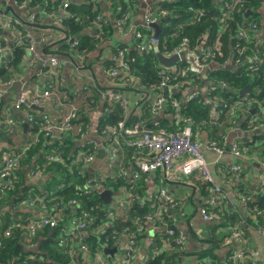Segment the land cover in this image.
<instances>
[{
    "label": "trees",
    "instance_id": "obj_1",
    "mask_svg": "<svg viewBox=\"0 0 264 264\" xmlns=\"http://www.w3.org/2000/svg\"><path fill=\"white\" fill-rule=\"evenodd\" d=\"M45 1L46 0H35V2L31 3L29 8L39 5L40 7L50 9L51 12L58 15L59 9L63 6V2L67 0L49 1L48 5H46ZM91 1L92 0H81L78 3L71 1L68 8L74 16L69 20L65 19L63 21L64 28L70 31L73 40H80L78 48L70 49V45L66 40L60 41L57 45L43 47L45 54L56 53L62 57L61 60H70L74 66L77 65L80 67V71H82L88 64V61L91 60L92 53L96 49L98 50L99 48H102L103 50L107 35H111L116 29V27L114 28L115 24H113V22H110L107 25L96 22V18L102 13L103 7L100 2L92 3ZM117 1L115 0L118 4L121 3L122 0L120 2ZM246 1L247 3L242 10L244 12L234 14L233 19L229 22L228 31L225 32L222 37L223 57L213 59L212 62L216 65L211 68V70L208 69L205 75H203V77L206 76L205 79L212 84L224 83L226 86L223 89L209 92L208 100L211 99V105L207 103V98L200 97L199 92H196L198 93L196 99L192 101L185 99L184 102H181L179 100L181 97L177 93H179V90L183 91L186 89L184 86L176 89L174 93V97L182 104V117L192 121V126L195 128L196 134L198 129L197 123L201 124L203 120H208L207 126L211 129L213 137L208 141L216 142L220 148H224L223 137H219V139L216 137L223 134L224 130L228 131L231 123H234V119L237 120L235 116L233 117L230 113L232 111L231 106L234 105L236 101L244 98V96H241V92L245 90L248 85L252 88L250 100L253 103L252 107H250V113L246 112L247 107L245 105L243 107L246 111L242 113L250 116V118L252 117L255 120H259L261 113H259L258 104H264V36H261L263 45H258V48H255L252 43H245L237 37L240 23H243L244 21H247L246 25L249 24L250 21L255 22L261 30L260 12L264 7V0ZM222 3L224 4V0H174L173 3H167L165 0L158 3L157 6H151L157 11L163 9L170 11L168 17L159 18L158 20L162 21L160 24L162 32L160 34L161 36H159L161 39L160 45L158 46L159 51L161 53H167V51H171L175 45L176 47L179 46L184 39L189 40V47L191 50H196V47L201 45L203 46L205 44L209 45L213 43L219 36V32L223 30V24H220L218 18L222 13L220 8ZM119 6L123 7V14L125 15L128 9L127 5L123 4ZM28 10L31 11V9ZM37 22H39V20ZM40 24L41 23H36L35 26L43 27ZM152 29L148 31L139 26L136 31H141L146 37H149L154 31ZM31 30L36 31L37 29L31 27ZM100 32H102L103 35L98 36ZM172 32L176 35L171 36ZM1 38H3V35L0 34V39ZM164 38L167 40V43H165L166 46L163 44ZM119 46L129 47L131 74L135 79H138V87L150 91L153 85H158L160 83L162 73L164 77L175 75L174 72H167L168 68L159 63L156 53L157 49L150 53H141L137 49L136 38L135 48L131 49L127 44L122 43L119 44ZM240 50L243 51L242 56L239 55L238 51ZM255 51H259V54L262 53V57L260 58L261 63L253 65L247 58H251ZM25 57L26 53L24 50L22 48H16L11 56L3 58L6 65H0V82L5 83L11 80L16 82L22 77H25L33 68H36H28L27 62L23 61ZM237 60L240 61V64L236 63ZM98 62V66L101 67V70L102 67L106 69L113 67V64L108 62L104 63L101 61V58ZM225 62L230 63L228 66L226 65L224 67L222 66V63ZM105 64H107V66ZM185 64L188 65L187 63ZM63 65H61L57 71L64 79ZM103 65H105V67ZM40 67L45 74L44 68H42V66ZM190 73H192V70H190ZM45 75L48 77L46 88H50L54 73ZM64 83L65 87L59 89L53 87L52 91L59 95H64L63 104H66L68 99V94L66 93V79H64ZM196 83L202 84V78L200 81L196 80ZM222 84H220V87H222ZM199 90L202 92L200 88ZM102 91L107 90H103L97 86L91 95L77 105L79 108V118L75 122L73 130L75 131V129L78 128L79 131L74 138H70L73 130L66 135L63 146L64 154L60 157L62 161L52 164L50 163L48 165L44 163L45 160L43 157L45 153H49L52 150V146H45L47 139L42 131L43 126L41 118L45 114H48L49 116L51 115L49 113L39 112L32 108L24 107L20 113H18L21 116H17L19 121L17 120L18 123L15 122V124L16 126H20V120H24V115L26 113L33 114L35 120L29 125L30 128L27 136L21 139L20 144L13 142L14 137L9 141H5L6 137L10 138V135L14 133L7 128L4 114L7 108H11L9 100L10 96L8 95V97H5L0 101V139L3 138L2 136H5L3 134L5 127L10 133V135L7 134L5 139L3 138L0 142V159L7 153L19 154L20 151H24L21 159V166L15 169V172H13L11 177L12 179H7L6 182L2 183L3 186L0 187V206L4 205L9 195H12V197L15 196L14 201L16 204L18 202L21 204V201L23 200L35 201L36 203L42 201L46 207L42 208L39 204H36L33 208L35 211L34 215L27 213L18 216L11 214L4 215L0 223V264H95L94 259H85L84 255L78 253V251L75 255L69 253L70 246L76 249L80 243L77 238L69 236V232H71L72 229H70L68 223L71 218L80 221L85 215L89 216L85 219V224L87 228H90V233L83 230H76V232L79 237H82V242L89 245L92 252L91 255L93 256L96 252H101L108 257L109 261H112L114 255L107 253L106 249L118 247V245L125 240L126 236H134L137 245L145 238H148V235L150 234V226L147 222V217L156 206L155 194L151 199L146 197V184L148 179L146 175H143L140 179H134V174L138 172V162L148 158L147 151H137L131 148V153L133 152L132 163L134 164V168H132V170L125 167L120 169L123 170L127 176L119 177L116 172L109 174L110 178H108L103 185H105L108 190H112L117 194L121 191L124 197L126 195L122 201L118 199L117 202L111 203H106V201L100 196V191L94 186H90L89 182L86 181L88 175L87 172L84 174L83 167H80L79 165L76 166V164L73 163L75 162L74 155L78 151L77 142H75V140L79 141L84 134L87 135L89 132L90 124L88 123V118L84 112L86 108L85 104L90 106L91 110H94V108L103 103L104 108L111 110L107 115H102L100 118L97 126V131L100 137L103 136L104 129L107 125L116 127L120 121L125 119L127 113L125 109L119 104H109L104 101L100 94ZM212 107H214L213 110ZM147 109L151 110L150 103L149 108ZM214 109L222 110L220 113L219 111L216 113L214 112L216 115L210 119L209 114L214 111ZM253 110L256 111L253 112ZM222 111H224L223 114ZM147 114H150L149 111H147ZM10 115L15 118L11 110ZM161 115L164 116L161 118L160 122L155 123L151 130L165 129L173 131L178 128L175 121L173 122V125L170 126L169 119L165 117H173V109L169 108ZM130 118L131 117L129 116L126 120L127 127H129L128 125H132L130 123L128 124ZM137 123H141L145 129H148L146 128L145 122L140 121ZM77 135L79 137H76ZM224 135L226 134L221 136ZM255 140H257V142H255ZM234 144L240 146L238 143ZM253 146L256 147V150L260 151V154L261 151H263L261 156L264 157V135L256 136L250 145H241L240 147L248 150ZM104 149L107 150L106 147H104ZM94 152L97 153V149H94ZM42 164L45 165L44 168H46L44 173L45 177L49 176L50 178L45 181L42 186H39L38 182H33L31 180L30 174L36 170L37 165ZM1 166L2 165L0 164V167ZM81 171L82 173L79 174ZM81 175L82 177H80ZM103 175H98L95 179L100 183L101 179H103ZM239 175L240 176L231 169L232 178H235L236 181L241 182L242 184L244 172H241ZM197 180L205 186V189L210 196V187L212 184L203 178L198 177ZM164 184L165 182L163 185ZM88 191L90 194L87 193ZM127 191H129L130 197L127 195ZM242 192L244 196H251L252 205L247 210L262 212L258 218V222L261 220L264 221V188L261 186L257 187L256 185L254 187H245ZM21 196L23 198H21ZM222 196L223 201L220 204L219 212L216 210L219 215L218 220L208 222L215 224H213L212 229L221 227L220 224L216 225L219 220L225 225L236 224L242 219L238 214L239 210L227 211L224 208V191L222 192ZM120 202H123L125 206L117 209L115 204L118 203L120 206ZM42 210L44 211L45 217L51 218L60 215L63 221H60L57 227L44 226L36 230L32 235L30 231V223L36 213ZM108 210H115L116 221H112L108 218ZM172 213V210H169L165 216V223L168 225L173 223L171 219L175 218L171 215ZM251 220L252 219L248 218L246 224H253L254 222ZM245 227L246 225L244 228ZM173 228L174 232L177 234L182 233L181 230H177L175 227ZM7 232H10L9 236H6ZM160 234H163L161 228L156 230L153 244L159 240ZM64 239H69V242H71L69 246L62 245L61 240ZM151 245L149 248H151ZM185 246L180 249L173 241L168 247H161L162 250H160L159 246V252L156 253L155 257L147 262H144V258L142 257L141 264H182L185 256ZM137 256L138 250L135 258H137ZM200 259L204 260L202 264H208L209 262L215 264V259L219 261L211 251L202 253ZM133 264H135V261Z\"/></svg>",
    "mask_w": 264,
    "mask_h": 264
},
{
    "label": "built area",
    "instance_id": "obj_2",
    "mask_svg": "<svg viewBox=\"0 0 264 264\" xmlns=\"http://www.w3.org/2000/svg\"><path fill=\"white\" fill-rule=\"evenodd\" d=\"M49 1L53 0H46V5H48ZM71 1L78 3L81 0L64 1L63 6L59 9V14L55 15L50 9L40 7L39 5L29 8L31 3L35 2V0H0V34L3 35V38L0 39V65H6L3 58L11 56L16 48H22L26 53V57L23 61L27 62L28 68L39 65L44 68L45 74L48 75L54 73L50 88H45L43 90L37 89L35 91H30V89L26 87H24L23 90L21 88V94L14 104V108L18 113H20L24 107L32 108L33 106H36L41 109H47L49 106H55V109H57L58 107L65 105L63 104L64 95L54 93L52 88L55 87L56 89H59L65 86L64 79L57 70L63 65V61L67 62V60H61L62 57L56 53H42L41 49L44 46L57 45L63 40H66L69 43L70 49H76L79 47L80 40L74 41L70 31L66 30L63 26V21L65 19L69 20L74 16L68 8ZM102 1H104L110 8H112L115 3L114 0H92L91 2L98 3ZM166 1L167 3L174 2V0ZM246 3V0H224V4L222 3L220 6L222 13L220 17H218L220 24H223V30L219 32V36L216 40L213 43L206 45L200 53L198 64L200 65L201 70L207 71L208 69H211L210 67L213 59L223 57L222 37L224 33L228 31L229 22L233 19L234 14L244 12L242 10ZM10 7L13 11L8 10ZM28 9H31V11ZM123 13V7L119 6L117 7V16L114 21H112L107 14L100 13L96 18V22L103 25L113 22L118 35L125 37L128 34L127 29L130 18L127 11L125 15ZM169 14L170 11L166 9L157 11L154 7L146 8L141 27L149 31L152 29V26L158 22L159 18H166ZM38 20L39 22H37ZM246 22L247 21L240 23L237 37L245 43H252L255 48H258V45H263V40L261 38L262 35L260 34L261 30L255 22L250 21L247 25ZM36 23H41L40 25L43 27L35 26ZM31 27L40 29V33L37 35L35 31L31 30ZM100 35H103V33L100 32L98 36ZM175 35V33L171 34V36ZM135 38L137 49L141 53H150L156 49L159 50L158 46L160 45L161 39L154 34L146 37L141 31H136ZM189 45V40L184 39L181 44L174 49V52L179 53L182 49H187L188 51L190 50L193 52L194 50H191ZM238 52L240 56L243 55V51L240 50ZM261 57L262 53L259 54V51H255L251 58L247 59L255 65L261 63ZM129 58V47L119 46L118 44L110 52L109 58L102 60L104 63L108 62L113 64V67L110 69L102 68V70L116 81L123 80L127 83L137 84L139 81L131 74ZM225 63L229 64L230 62ZM236 63L240 64V61L237 60ZM75 69L77 71L76 79H78L81 77V68L76 65ZM190 70L191 68L189 66H184L178 73H175L174 76L168 75L164 77L162 73L160 83L158 85H153L150 89V107L154 115H161L169 108L174 110V119L178 128L173 131L165 129H145L141 123H137L132 128L127 127L126 120L130 116V104L128 99L118 92H100L104 101L109 104H119L127 112L125 119L120 121L116 127L107 125L104 129L102 141L103 146L106 147L108 153H110V161L108 162L109 166L116 167L119 162V153L124 150V147L132 148L137 151L146 150L148 158L138 162V172L134 174V179H140L143 175L148 176L157 171H161L166 175L164 179H161L160 186L155 193L156 206L151 212L152 215L150 214L147 217L150 229L156 232V230L161 228L163 234H160L159 240L152 245L151 252L148 256L144 257V262L150 261L155 257L156 253L159 252V246L160 250H162L161 247H168L172 241L175 242L180 249L186 245L184 234H177L174 232V228H172L175 227L177 218L171 219L174 224L170 223L168 225L165 223V216L169 210L175 206H179V202L169 194L167 187L165 184L163 185L164 182L174 181L182 176H197L211 183L212 185L210 187V196L206 205L207 207H203L200 210V213L206 222L218 220L219 215L216 210L219 212L220 204L223 201V188L216 183L211 173L210 167L212 163L209 161V157L206 155L205 151L208 150L214 152L216 155V162L219 163L225 156V149L220 148L216 142H203L197 138L195 128L192 126V121L182 117V104L174 97L176 89L189 84V81L191 80ZM89 81L91 86L96 89L97 84L95 79L91 77ZM26 82H23L22 87ZM14 84L15 82L12 80L5 83L0 82V101L3 98L8 97ZM220 84L222 83L212 84L210 91L214 92L218 89H223L226 86L223 83L222 87H220ZM91 86H85L84 91H88ZM75 94L78 95V92ZM195 97H198V93H194L190 97V100ZM68 107L67 112L61 115V120H59L58 117H51L48 114L43 115L41 118L43 126L42 131L47 139L45 146H52V150L49 153H45L43 157L46 165L62 161L60 157L64 154L63 146L66 135L74 129V124L79 118L78 106L72 103ZM10 110L11 108H7L4 112L5 122L6 125L10 127L9 130L13 131V128L16 126L15 122L18 123V121L14 120L15 118L10 115ZM33 120H35L33 114L26 113L24 115L23 121H27L28 125L33 122ZM262 120L264 122V115L262 116ZM255 121L256 120L253 118L250 120L251 123ZM87 135L84 134L79 141L75 140V142H77L78 151L74 155L75 162L73 163L76 164V166L79 165L80 167H83V169L93 164L96 159L94 152L96 147L94 141L89 140ZM230 152L233 157L241 158L247 152V149L241 148L237 144H233ZM23 153L24 151H20L19 154L7 153L3 156V165L0 167V187L3 186V182H6L7 179L12 177L15 169L21 166ZM36 167V170L30 174V178L33 182H39L45 178V165H37ZM231 169L238 173V176L243 172V168L240 164L233 165ZM80 173H82V171L79 172V174ZM117 175L119 177L127 176L123 170H119ZM102 178L103 179H101L98 184L102 191L108 190L103 184L108 178H110L109 174H104ZM261 187L264 188V181L261 183ZM87 193L90 194L89 191ZM126 193L130 197L129 191ZM21 203L23 206L31 209H33L36 204H39L42 208H46L42 201L36 203L35 201L23 200ZM124 206L125 204L123 202H120V206L118 203L115 204L117 209ZM107 214L110 220L116 221L115 210H108ZM88 217V215H85L80 221L71 218L68 223L70 229H72V231L69 232V236L75 237L77 240L80 238L79 240L82 241V237L78 236L76 230L87 228L85 219ZM60 221H63L60 215H58V217L47 218L45 217L43 210L38 211L30 223L31 234L33 235L36 230L44 226L57 227ZM257 233L264 237L263 228L259 229ZM9 235L10 232H7L6 236ZM231 236L234 239L235 245L234 249L227 257L226 264H239L240 261L246 258L251 260V264H263L261 261L262 257L258 251L248 253V251L242 247L247 243L248 239L239 225L232 230ZM61 243L64 246H69L71 242H69V239H64L61 240ZM237 244L239 245L238 247H236ZM90 249L89 245L81 244L78 253L83 254L85 259H94L95 264H133L137 252V241L134 236H126L125 240L120 243L118 247L112 248L116 250L112 261H109L108 257L101 252H96L94 256L91 255L92 252ZM69 251L76 253V250L71 246ZM208 264L212 263L209 262Z\"/></svg>",
    "mask_w": 264,
    "mask_h": 264
},
{
    "label": "crops",
    "instance_id": "obj_3",
    "mask_svg": "<svg viewBox=\"0 0 264 264\" xmlns=\"http://www.w3.org/2000/svg\"><path fill=\"white\" fill-rule=\"evenodd\" d=\"M115 1V0H114ZM117 1V0H116ZM121 0H118L117 2H120ZM165 1V0H122L121 3H114V6L110 8L104 1L100 2L102 3L103 11L102 13L107 14L110 16V19L112 21L115 20V17L117 16V7L119 5H127L128 9L127 12L129 14L130 22L128 26V34L125 37H122L118 35V33L115 31L111 35H107L106 40L104 42V48L96 49L92 53L91 60L88 61V64L85 66V68L81 71V77L76 79V69L75 66L70 62V60H67V62H64L63 65V74L64 79L67 81L66 86V93L68 94L67 103L63 105L62 107H58L55 109V106L51 107L49 106L48 113L51 116L58 117L59 120H61V115L67 112L68 106L72 103L78 105L80 102H82L84 99H86L89 95H91L94 92L93 86H91L89 79L93 77L95 79L97 86H99L103 90L112 91V92H118L122 94L126 99H128L130 104V120L128 121L129 127H133L137 122L143 121L145 122L146 128L152 129L155 125V123L160 122L161 118L164 115H154L153 112L149 108L150 103V91L144 88H140L137 85L138 84H131L127 83L123 80H115L114 78L109 77L103 70H101V67L98 66V60H106L109 58L110 52L113 50V48L118 44H127L130 46V48H135V32L139 26H141L143 22V16L146 8H149L151 6H157L158 3ZM75 2V1H72ZM123 3V4H122ZM260 17V22L262 25L260 34L264 36V8H262ZM167 20V19H166ZM162 23V21H161ZM167 23V22H166ZM114 24V23H113ZM115 28V26H114ZM154 30L152 32V35H157V31L152 27ZM161 29V28H160ZM36 34L38 35L40 33V29H37ZM162 30H160L159 36H161ZM173 34V32H172ZM167 40L164 38L163 44L166 46ZM206 47L205 45H201L199 47H196V50L188 53L190 54H196L197 52L201 53L202 50ZM176 48V45L172 48L171 51H167V53L163 52L161 53L159 50V53L164 55L167 58H171L175 55H178L182 50H180L179 53H175L174 49ZM42 53L44 52V48L41 49ZM102 52V53H101ZM200 55V54H199ZM199 57V56H198ZM99 58V59H97ZM185 61H178L176 65L173 67H169L167 69V72H174L178 73L182 67L189 66L186 65ZM214 62H212L213 64ZM107 66V64H105ZM105 65H103L105 67ZM216 65V64H215ZM214 64L210 67H214ZM228 66L226 63H222V66ZM200 66V65H199ZM103 68V67H102ZM167 68V67H166ZM191 68V67H190ZM192 70V69H191ZM211 70V69H210ZM203 73V74H201ZM206 71H199L194 72L192 70V73H190L191 80L189 81V84L184 85L186 89L183 91L179 90V93H177L181 98L179 99L181 102H184L185 99L188 101L190 100V97L196 93H200V97L207 98V103L210 104L211 99L208 100L210 87L212 83H210L206 78L205 75ZM193 75V76H192ZM194 77V78H193ZM202 78V84L196 83L197 81H200ZM204 78V79H203ZM27 80L26 83H24L22 90L24 87L30 89V91H35L37 89L43 90L46 88V82L48 80V77L42 72L41 67L39 65L36 66V68H33L30 72L26 74L25 77H22L18 81ZM16 81V82H18ZM65 84V83H64ZM85 86H91L88 91H84ZM250 86V85H249ZM65 87V86H64ZM182 88V87H181ZM199 88L202 90V92L199 90ZM251 88V86H250ZM252 90V88H251ZM244 91V90H243ZM78 92V95L75 93ZM252 93V91H251ZM246 93L244 95L243 99L236 101L234 105L231 106L232 111L230 112L234 119V123H231V126L229 127L228 131L223 132V134H226L224 136L216 137L219 139V137H223L224 140V148H225V156L223 157V160L219 163L216 162V155L212 151L206 150L205 153L209 157V161H211V173L218 185H220L223 188V191L225 192V204L224 208L227 211H235L236 209L239 210V215L242 218L240 221H238L236 224H223L222 221H218L217 224H220L221 227H217L216 229H212V226L214 223H208L206 222L201 213V208L205 207L209 200V194L207 193L205 186L197 180V176L193 177H180L178 179H175L174 181H167L165 182V186L168 189L169 194L179 203V206H175L172 208V216L177 218V223L175 225V229L181 230L182 233L185 236L186 239V246L184 251V259L182 264H202L204 260L200 259L201 254L207 251H211L212 254H214L219 261L215 259V264H226L227 257L230 255L231 251L234 249V239L231 236V232L235 227L238 225L241 229L244 230L245 236L248 238L247 243L242 246L244 247L248 253L253 251H258L262 257V263L264 264V237L260 236L257 231L261 228L264 229V221L261 220L258 222V218L262 214V212L254 211H248L249 207L252 205L251 196L243 194V188L245 187H254L257 185L261 186V183L264 181V157L261 156L263 154V151L256 150V147L253 146L247 150V152L244 154L243 157H233L231 154V148L234 143H238L241 145H250L251 142L254 140V138L259 135H264V122L262 120V115L264 114V104H258L259 106V113L260 119L256 120L255 122L251 123L250 116L246 115L244 110V105L247 107V113H250V110L252 107V103L250 100V94ZM9 100L11 105V111L12 114L15 117V120H18L17 116H20L18 112L14 108V104L19 97V92L13 85L10 94H9ZM255 98V97H254ZM264 100V99H263ZM216 101V100H215ZM214 102V101H213ZM215 104V103H214ZM104 104L101 103L98 105V107L94 108V110H91L90 106L85 104V113L88 118L89 126V132L87 135V138L89 140L94 141V145L97 149L96 159L93 164L89 165L88 167H85L84 174L87 172L86 181L89 182L90 186L91 182L93 180L98 182L95 178L98 175L103 174H113L117 173L121 168L125 167L129 170H132L134 168V164L132 163V153L131 148H125L122 152L119 153V162L116 165V167H110L108 162L110 161V153H108L107 150L104 149L102 136L100 137L97 131V126L100 121V118L102 115H107L109 113L108 108H104ZM211 105V104H210ZM216 105V104H215ZM249 106V107H248ZM214 107H212L213 110ZM182 109V108H181ZM230 109V108H229ZM228 109V110H229ZM230 109V110H231ZM222 109H214V111L210 112V119H212L216 114L214 112H221ZM227 110V109H226ZM39 111V110H35ZM147 111H149L150 114H147ZM256 110H253V112ZM42 112V111H39ZM224 111H222L223 114ZM238 113V114H237ZM154 116H153V115ZM221 114V116H222ZM213 115V116H212ZM242 116V117H241ZM169 119L170 126L173 125V122L175 121L174 116L173 117H167ZM259 121V122H257ZM247 122V125H246ZM27 123V121L20 120V126H15L13 128V134L10 135L9 131L10 127L7 126L3 130V134L5 136H2L4 139L7 134L10 135L9 137H6L5 141L11 140L13 137V142H16L17 144H20L21 139L27 136V133L29 131V126L27 129L24 128L23 124ZM28 124V123H27ZM208 120H203L200 123H197L198 129H197V138L203 142H207L208 140H211L212 134L211 129L207 126ZM30 125V124H29ZM247 127V130H246ZM174 128V127H173ZM79 131L78 128L73 130V132L70 135V138H74L77 132ZM94 132H96V135H94ZM96 136V138H95ZM76 137H79L78 135ZM0 139L1 140L3 139ZM221 141V140H220ZM257 142V140H255ZM131 153V154H130ZM0 164L3 165V157L0 159ZM235 164H240L243 168L244 172V178L243 182H238L233 179L231 176V167ZM165 173L161 171H157L153 174H149L147 176V196L151 199V197L156 193V191L159 188L161 179H164L166 175ZM82 177V175L80 176ZM196 177V178H195ZM49 176H46L42 180L38 182L39 186H42V184L49 180ZM17 179V178H16ZM98 184V183H97ZM97 190H102L98 185L94 186ZM103 192V191H102ZM114 192V191H113ZM101 195V193H100ZM6 197V196H5ZM118 197L122 201L126 197L122 194V192H114V195L112 196V202L115 201V198ZM21 198H23L21 196ZM15 196L12 197V195H9L7 198V201L4 203V205L0 206V223L3 219L5 214H11L14 216H18L20 214H35V211L31 208H27L20 204L18 202L14 201ZM22 202V201H21ZM236 210V211H237ZM252 219L253 224H246L247 219ZM215 225V224H214ZM246 227L244 228V226ZM150 234L148 235V238H145L141 243L137 245L138 250V256L134 259L135 264H141L142 257L148 256L151 252L152 245H153V239L155 238V231L149 230ZM152 243V245H151ZM151 245V248H149ZM239 245L237 244L236 247ZM116 253V252H115ZM114 253V254H115ZM113 254V255H114ZM142 258V259H143ZM239 264H251V260L244 259L239 262Z\"/></svg>",
    "mask_w": 264,
    "mask_h": 264
},
{
    "label": "water",
    "instance_id": "obj_4",
    "mask_svg": "<svg viewBox=\"0 0 264 264\" xmlns=\"http://www.w3.org/2000/svg\"><path fill=\"white\" fill-rule=\"evenodd\" d=\"M8 10L9 11H13L12 8H9ZM160 24H161V21H158L157 23H155L152 26L157 31L156 37H159V33H160V30H161L160 29ZM156 53H157V56H158L159 63L161 65H163L164 67H167V68L173 67L174 65H176V63L178 61L181 60V61L187 62L194 72L201 71V67L198 64V56H199L200 52L199 53L197 52L196 54H190V53H188L187 49H183L178 55H175V56H173L171 58L165 57L164 55L159 53L158 50H157ZM26 81L27 80L15 82L14 86L17 89V91L19 92V95L21 94L22 84H23V82H26ZM251 91L252 90H251L250 86L248 85L246 87V89L241 92V95H244L246 93H251ZM32 109L48 113V109H46V108L41 109V108H38L36 106H33ZM23 126H24L25 129H27L29 125L27 123H25V124H23ZM94 135H96V132H94ZM95 138H96V136H95ZM91 185L96 186L97 185L96 181L93 180L91 182ZM113 195H114V192L112 190H106V191H103V192L101 190V195L100 196L106 201V203H111ZM82 230L85 231V232H89L90 233V228H85V229H82ZM106 252L109 253V254H114L116 252V250L115 249H106ZM139 260H141V259H139Z\"/></svg>",
    "mask_w": 264,
    "mask_h": 264
},
{
    "label": "rangeland",
    "instance_id": "obj_5",
    "mask_svg": "<svg viewBox=\"0 0 264 264\" xmlns=\"http://www.w3.org/2000/svg\"><path fill=\"white\" fill-rule=\"evenodd\" d=\"M104 191H106V190H104ZM115 201H118V197H116V198H115ZM79 239H80V238H79ZM79 239H78V242L80 243V245H81V244H86V243L82 242L83 240L81 241V240H79ZM80 245H78V247L75 249V250H76V252L79 250V248H80ZM69 253H71V254H73V255H75V254H76V253H75V252H73V251H70Z\"/></svg>",
    "mask_w": 264,
    "mask_h": 264
}]
</instances>
